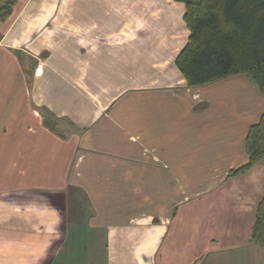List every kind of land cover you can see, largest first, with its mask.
<instances>
[{
  "label": "crops",
  "instance_id": "1",
  "mask_svg": "<svg viewBox=\"0 0 264 264\" xmlns=\"http://www.w3.org/2000/svg\"><path fill=\"white\" fill-rule=\"evenodd\" d=\"M185 9L16 0L0 21V264H264V160L230 174L264 92L187 85Z\"/></svg>",
  "mask_w": 264,
  "mask_h": 264
},
{
  "label": "trees",
  "instance_id": "2",
  "mask_svg": "<svg viewBox=\"0 0 264 264\" xmlns=\"http://www.w3.org/2000/svg\"><path fill=\"white\" fill-rule=\"evenodd\" d=\"M185 4L190 33L175 63L187 81L198 87L231 75L245 74L264 92V0H178ZM16 0H0V21ZM44 123L54 130L49 111ZM249 160L230 171L245 173L264 160V113L246 137ZM252 240L264 245V196L259 202Z\"/></svg>",
  "mask_w": 264,
  "mask_h": 264
}]
</instances>
